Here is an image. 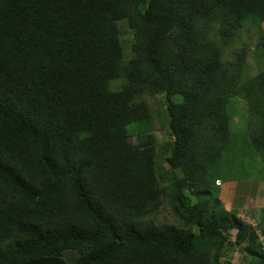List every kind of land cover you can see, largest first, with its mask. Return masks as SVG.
I'll list each match as a JSON object with an SVG mask.
<instances>
[{"label": "trees", "instance_id": "trees-1", "mask_svg": "<svg viewBox=\"0 0 264 264\" xmlns=\"http://www.w3.org/2000/svg\"><path fill=\"white\" fill-rule=\"evenodd\" d=\"M223 7L264 24V0H0V264H225L231 229L264 264L219 197L233 98L264 163V69L242 82ZM165 200L179 225L157 222Z\"/></svg>", "mask_w": 264, "mask_h": 264}, {"label": "rangeland", "instance_id": "rangeland-1", "mask_svg": "<svg viewBox=\"0 0 264 264\" xmlns=\"http://www.w3.org/2000/svg\"><path fill=\"white\" fill-rule=\"evenodd\" d=\"M222 15L231 27L242 24V20L237 18L231 11L223 7ZM121 32L123 37V46L126 59L133 55L131 44L134 42V34L129 30L125 21L121 22ZM237 42L233 49L245 46L248 50V57L244 68L242 82L247 81L264 69V52L259 49L262 35L264 34V24L254 21H245L237 30ZM151 112L154 113L152 134L157 141V154L163 157L167 156L168 148L174 143V138L161 126L159 118V105L154 99L146 97ZM230 122L233 126V133L237 144L225 152L223 165L219 172L221 179L220 199L224 207L246 223H250L257 231L259 241L264 246V163L262 158L254 151L246 133V125L240 127L241 119H249V109L247 102L233 98L228 106ZM245 135V137H244ZM247 135V136H246ZM135 143L134 140H128L122 143L123 146H129ZM168 167V165H165ZM262 169V173H261ZM219 184V183H218ZM158 223H168L179 225L172 213L170 204L167 200L163 201L160 213L157 218ZM231 241L227 245L226 256L222 259L225 264H245L249 255L246 250L235 245L237 230L231 229Z\"/></svg>", "mask_w": 264, "mask_h": 264}, {"label": "clouds", "instance_id": "clouds-1", "mask_svg": "<svg viewBox=\"0 0 264 264\" xmlns=\"http://www.w3.org/2000/svg\"><path fill=\"white\" fill-rule=\"evenodd\" d=\"M246 61H247V60H246ZM245 65H246V64H245ZM244 68H245V66H244ZM243 72H244V70H243ZM242 76H243V75H242ZM251 78H252V77H251ZM261 173H262V169H261ZM262 174H263V173H262ZM218 183H219L218 185L220 186L222 182L219 181ZM219 197H220V195H219ZM160 210H161V208H160ZM160 210H159V213H160ZM248 224H250V223H248Z\"/></svg>", "mask_w": 264, "mask_h": 264}]
</instances>
